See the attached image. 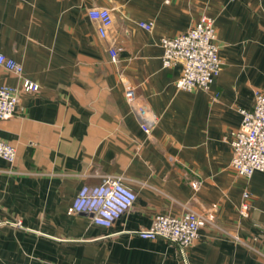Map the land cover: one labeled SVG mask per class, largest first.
Instances as JSON below:
<instances>
[{
  "label": "crops",
  "instance_id": "0c3cea01",
  "mask_svg": "<svg viewBox=\"0 0 264 264\" xmlns=\"http://www.w3.org/2000/svg\"><path fill=\"white\" fill-rule=\"evenodd\" d=\"M92 6L112 12L106 38ZM203 14L223 65L208 90H181V64L163 67L159 42ZM0 53L22 65L21 75L0 65V85L19 88L15 114L0 119L16 149L12 163L0 157V264H264V173L238 175L226 140L264 92V0H0ZM24 78L38 89L20 90ZM127 85L157 118L149 134ZM106 174L136 194L109 227L71 210ZM187 207L208 222L185 255L133 233Z\"/></svg>",
  "mask_w": 264,
  "mask_h": 264
},
{
  "label": "built area",
  "instance_id": "2783aa9c",
  "mask_svg": "<svg viewBox=\"0 0 264 264\" xmlns=\"http://www.w3.org/2000/svg\"><path fill=\"white\" fill-rule=\"evenodd\" d=\"M90 19L96 22L97 32L106 38L112 26V12L108 7L92 6L87 10ZM152 22H139V26L151 30ZM162 47V65L170 67L181 64L179 78L175 81L178 89L208 90L214 78L219 74L223 61L219 55L214 26V18L205 14L189 26L184 32L160 39ZM120 47L108 49L112 61L117 60ZM0 65L17 75L22 73V65L16 60L0 53ZM38 84L29 79H22L20 90L36 91ZM19 88L0 85V119H7L16 112ZM125 99L137 117L141 129L149 134L157 121L156 116L146 104L139 103L130 85L125 87ZM241 121L238 128L231 130L226 137L232 150L230 165L244 178H250L256 171L264 173V92L256 90L251 108H240ZM16 149L0 139V157L12 163ZM135 192L124 182L122 175H103L95 185H83L72 201L73 212H86L91 215L94 224L109 227L124 212L130 209ZM250 193H242L241 214L248 215L246 200ZM208 222L207 216L192 208H185L179 215L157 214L147 228L134 230L133 233L143 238L162 239L170 242L185 255L198 237L200 227ZM236 241L239 237L234 236Z\"/></svg>",
  "mask_w": 264,
  "mask_h": 264
}]
</instances>
